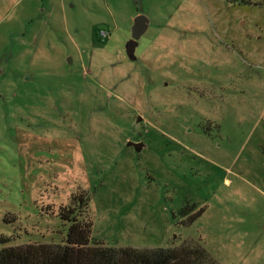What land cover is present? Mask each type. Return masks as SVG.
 <instances>
[{"label": "rangeland", "instance_id": "1", "mask_svg": "<svg viewBox=\"0 0 264 264\" xmlns=\"http://www.w3.org/2000/svg\"><path fill=\"white\" fill-rule=\"evenodd\" d=\"M81 193L105 246L264 264V0H0V249Z\"/></svg>", "mask_w": 264, "mask_h": 264}, {"label": "trees", "instance_id": "2", "mask_svg": "<svg viewBox=\"0 0 264 264\" xmlns=\"http://www.w3.org/2000/svg\"><path fill=\"white\" fill-rule=\"evenodd\" d=\"M88 196L81 193L61 206L59 217L70 223L60 244L31 243L2 247L0 264H218L198 243L154 249L109 247L91 237ZM6 239L1 244H6Z\"/></svg>", "mask_w": 264, "mask_h": 264}, {"label": "water", "instance_id": "3", "mask_svg": "<svg viewBox=\"0 0 264 264\" xmlns=\"http://www.w3.org/2000/svg\"><path fill=\"white\" fill-rule=\"evenodd\" d=\"M148 26V19L143 15H137L133 19V24L131 26V37L125 44V51L127 57L131 61L136 60L135 49L138 45V40L141 35L145 32ZM135 148H138L137 143H131Z\"/></svg>", "mask_w": 264, "mask_h": 264}]
</instances>
